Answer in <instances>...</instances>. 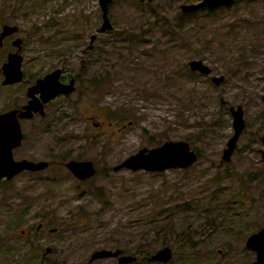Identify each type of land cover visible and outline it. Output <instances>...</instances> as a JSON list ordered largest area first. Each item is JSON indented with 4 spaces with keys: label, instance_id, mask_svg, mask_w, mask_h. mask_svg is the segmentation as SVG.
I'll list each match as a JSON object with an SVG mask.
<instances>
[{
    "label": "rangeland",
    "instance_id": "374dc122",
    "mask_svg": "<svg viewBox=\"0 0 264 264\" xmlns=\"http://www.w3.org/2000/svg\"><path fill=\"white\" fill-rule=\"evenodd\" d=\"M196 0H112L111 29L98 0H0V26L18 25L23 82L1 81L0 111L26 100V86L62 67L79 74L68 97L51 102L43 117L22 120L24 138L15 157L44 158L39 172L0 180V264H249L247 235L264 225V58L249 54L235 36L241 21L264 28V0H249L254 17L228 10L182 11ZM247 29V26L244 27ZM94 33V47L88 48ZM9 41V40H8ZM0 48V64L9 43ZM264 41V40H263ZM200 58L210 74L191 70ZM1 73V72H0ZM223 75L216 85L211 75ZM228 102L226 105L222 102ZM240 104L245 126L229 161L221 160L233 133L229 106ZM39 116V117H38ZM57 120V121H55ZM166 139H186L198 158L162 171L114 166L127 155ZM90 159L96 173L79 180L63 165ZM107 191L104 203L95 187ZM165 207L170 231L151 232L145 216ZM43 222L44 229H35ZM34 228L32 235L21 228ZM56 226L57 231L47 229ZM191 234L192 241L186 235ZM188 238V237H187ZM164 244L167 261L144 258ZM45 246H52L45 251ZM103 246L140 250L136 261L89 262Z\"/></svg>",
    "mask_w": 264,
    "mask_h": 264
},
{
    "label": "water",
    "instance_id": "95a60500",
    "mask_svg": "<svg viewBox=\"0 0 264 264\" xmlns=\"http://www.w3.org/2000/svg\"><path fill=\"white\" fill-rule=\"evenodd\" d=\"M112 0H98L101 10V24L99 30L111 29L113 27L109 15L108 6ZM231 0H199L197 2L180 4L182 11H190L207 4H218L221 2H230ZM18 30V25L5 22L0 29V46L3 44V38ZM95 34H91L89 40L92 41ZM22 37L17 36L12 40V44L17 47L15 51H10L7 57L0 64V71L3 75L2 82L13 83L23 78L22 60L20 53ZM191 70H197L208 74L211 67L200 58H191L188 61ZM60 68L52 69L43 76L37 77L33 84L27 87L28 103L21 109L10 108L0 111V178H10L12 175L23 169L36 170L48 166L46 160H33L29 158H15L13 148L18 145L23 137L19 117L31 116L33 111H39L45 114L43 103L61 92H70L74 89V79L71 78L68 83L59 81ZM216 84L223 80V75H212ZM57 85H55V84ZM59 83V84H58ZM52 84V85H51ZM54 84V85H53ZM62 87V88H61ZM264 99V94L262 95ZM229 111L232 115L233 133L226 141V146L222 150L221 160L229 161L231 154L236 146L237 138L245 126L243 109L240 104L230 105ZM260 139L264 142V132ZM264 158V147L259 149ZM198 158L197 150L191 147L188 140L185 139H166L160 144L146 147L143 146L137 151L127 155L120 163L114 166V169L120 167L131 168L132 170L144 169L150 171H162L167 168H185L195 162ZM65 166L74 176L80 179L91 177L96 172V167L90 159L70 158L65 161ZM245 245L254 250L255 257L249 264H264V225L251 233L245 239ZM121 253L120 248L110 250L99 248L92 252L91 259L105 256H117ZM172 255L171 247L163 245L149 255L150 260L167 261ZM134 255L121 254L118 256L119 262H128L134 259Z\"/></svg>",
    "mask_w": 264,
    "mask_h": 264
},
{
    "label": "flooded vegetation",
    "instance_id": "af4514ba",
    "mask_svg": "<svg viewBox=\"0 0 264 264\" xmlns=\"http://www.w3.org/2000/svg\"><path fill=\"white\" fill-rule=\"evenodd\" d=\"M148 1H150V0H148ZM197 1H199V0H196V2ZM239 2H240V4H241V6H239L238 8H237V12L238 13H241V14H246V15H248V16H251L252 18L254 17V14L255 13H258V11L259 10H254V9H252V8H250L249 6H247V3L249 2V0H238ZM237 2V0H231L230 2H221V3H218V4H207V5H204V6H202V7H199V8H197V9H201V8H204V9H207L209 12H214V11H216V10H228V8L227 7H225V6H230V5H233V4H235ZM186 3H190V2H186ZM197 9H193L192 11H195V10H197ZM191 11V10H190ZM185 12H187V11H185ZM108 15H109V13H108ZM109 18H110V16H109ZM102 19V18H101ZM110 21H111V19H110ZM3 23H5V22H3ZM2 23V24H3ZM112 23V22H111ZM2 24H1V26H2ZM14 24V23H13ZM100 24H101V22H100ZM100 24H99V26H100ZM17 25V24H16ZM113 25V24H112ZM241 27H242V32H240V33H235V34H233V33H231V34H229V37H232V36H235L236 35V37L237 38H239L240 40H241V43H242V45H241V47L240 48H245V52L246 53H248L249 55L248 56H245V58H264V28H261V29H259L261 32H259V36H258V38L261 40L259 43H255L254 42V40L256 39V35H255V31H254V28H253V26H251L250 24H247V23H244L243 21H241L240 22V24H239ZM1 26H0V29H1ZM99 26L97 27V30H99L98 28H99ZM245 26H247V29H245L244 27ZM19 29V28H18ZM18 31V30H17ZM16 31V32H17ZM16 32H13V33H11V34H9V35H7V36H5L4 38H3V44L0 46V48L4 45V43L6 42V41H10V43H9V47H8V49H7V52H6V57H7V54H8V52H10V51H15L16 49H17V47L15 46V45H13L12 44V40L15 38V37H17V36H14V34L16 33ZM92 34H94V33H92ZM21 37V36H20ZM95 37H97V36H95ZM94 37V39H96ZM94 39L92 40V41H90L89 40V44H87L88 45V48H93L94 47V44H93V42H94ZM8 41V42H9ZM22 41H23V38H22ZM21 49H22V43H21V48H20V53H21ZM22 54V53H21ZM22 62H23V60H22ZM21 67H22V71H23V77H24V75H25V69H24V67H23V63L21 64ZM55 68H60V74H59V81L61 82V83H68L69 81H70V79L71 78H73L74 79V81H73V83H74V89H75V87H76V82H77V80H78V78H79V74H76V75H73L72 73H70V72H65V70L62 68V67H55ZM55 68H52V69H55ZM52 69H50V70H48V71H46L45 73H47V72H49V71H51ZM1 72V71H0ZM45 73H43V74H41V75H39V76H36V78L37 77H40V76H43ZM211 73V72H210ZM210 73H208V74H210ZM1 74V76H2V79H3V75H2V73H0ZM213 75H217V74H213ZM35 78V79H36ZM2 79H1V81H2ZM35 79L33 80V81H31L27 86H26V91H25V94H26V100H24L22 103H17V104H15V105H13L11 108H18V109H21L22 107H23V105L24 104H26V103H28V100H29V96L27 95V87L29 86V85H31V84H33L34 83V81H35ZM223 79H224V76H223ZM23 78L20 80V81H17V82H13V83H7L8 85H12V84H15V83H21V82H23ZM211 80L213 81V83H215L214 82V80L212 79V75H211ZM222 82V81H221ZM216 84V83H215ZM220 84V83H219ZM216 85H218V84H216ZM74 89L72 90V91H70V92H67V93H65V92H61V93H58L57 95H55L54 97H52L51 99H49L48 101H46V102H44L43 103V105H44V110H45V114H46V109L45 108H47V106L48 105H51V102H53L55 99H57V98H60V97H68V95L71 93V92H73L74 91ZM264 94V92L261 94V96H260V100H261V102H262V104H263V106H264V99L262 98V95ZM8 109H10V108H8ZM7 110V109H6ZM4 111V110H3ZM45 114H41V113H39V111H33V113H32V115L31 116H25V117H19V121H20V126H21V130H22V124L23 123H25V122H23L22 123V120H24V119H32L35 115H39L40 117H43ZM38 116V117H39ZM55 121H57V120H55ZM264 132V131H263ZM22 133H23V137L21 138V141H20V143L18 144V145H16L14 148H13V152H14V149L16 148V147H19L20 145H21V143H22V140H23V138H24V132H23V130H22ZM261 140V139H260ZM261 143L263 144V146L262 147H260L259 149H262L263 147H264V142L261 140ZM258 149V150H259ZM260 152V151H259ZM14 155V154H13ZM15 157V156H14ZM15 158H29V159H33V160H46V161H48L47 159H44V158H30V157H26V156H23V157H15ZM68 159H70V158H68ZM68 159H66V160H68ZM75 159H83V158H75ZM84 159H86V158H84ZM65 160V161H66ZM65 161H64V163H65ZM63 163V165L65 166V164ZM48 165H49V161H48ZM66 167V166H65ZM96 167V166H95ZM46 168V167H45ZM45 168H41V169H36V170H30V169H23V170H20V171H18L17 173H15L14 175H12L10 178H6V177H2V178H0V180H2V181H6V180H8V182H10V180L12 179V177H14L15 175H17V174H19V173H21V172H32V173H35V172H39V171H41L42 169H45ZM67 168V167H66ZM68 169V168H67ZM69 170V169H68ZM70 171V170H69ZM71 172V171H70ZM72 173V172H71ZM96 173V172H95ZM94 173V174H95ZM73 175V174H72ZM74 176V175H73ZM76 177V176H75ZM77 178V177H76ZM79 180H85V179H80V178H78ZM44 225L45 224H43V222H41V221H39L38 223H37V225L35 226V229H36V231L38 232V230L40 231V230H43L44 229ZM31 227L32 226H30V227H28V228H21L20 229V234H22V235H24V236H26V235H32L33 234V232L35 233V230H34V228H32L31 229ZM48 231H50V232H54V231H57V227L56 226H53V227H50V228H48L47 229ZM165 245H168V244H165ZM51 248H52V246H45V251H50L51 250ZM102 248V247H101ZM103 248H107V249H110V250H115L116 248H120L121 249V253L120 254H118L117 256H112V255H109V256H105V257H100V258H93V259H91L90 257L92 256V252L94 251V250H96V249H99L98 247L97 248H93V249H91L90 251H89V262H95V260L97 261V260H102V259H111V261L112 262H116V263H122V262H119L118 261V256L119 255H121V254H128V255H134L135 256V258L134 259H132V260H134V261H136V259H137V257L140 255V250H132V249H125V248H122V247H120V246H103ZM53 249V248H52Z\"/></svg>",
    "mask_w": 264,
    "mask_h": 264
},
{
    "label": "trees",
    "instance_id": "16d2710c",
    "mask_svg": "<svg viewBox=\"0 0 264 264\" xmlns=\"http://www.w3.org/2000/svg\"><path fill=\"white\" fill-rule=\"evenodd\" d=\"M222 103H225L226 105L229 104L226 101L222 102ZM95 189H96V191H95L96 196L98 198H100V200H102L104 203H107V201H108L107 191L105 189H103L102 187H99V186L95 187ZM155 205L156 204H154L153 206H151L149 208V212L146 215L147 216L150 214H155L157 216L160 215V219L157 220V218L152 217V216L147 219L145 216V220H149V227H150L151 232L159 235L161 232L170 231L171 229H173V227L175 225V219L171 213H169V212L165 213V212H167L165 207H162V208H159L156 210L154 208ZM192 238L193 237L191 234L186 235L187 241H192V244H193L194 240ZM149 255L148 254L145 255L144 258H147V257L149 258ZM53 264H56V263H53Z\"/></svg>",
    "mask_w": 264,
    "mask_h": 264
},
{
    "label": "bare ground",
    "instance_id": "6f19581e",
    "mask_svg": "<svg viewBox=\"0 0 264 264\" xmlns=\"http://www.w3.org/2000/svg\"><path fill=\"white\" fill-rule=\"evenodd\" d=\"M54 84H55V83H54ZM54 84H53V85H54ZM58 84H59V83H58ZM51 85H52V84H51ZM55 85H57V84H55ZM61 88H62V87H61Z\"/></svg>",
    "mask_w": 264,
    "mask_h": 264
}]
</instances>
